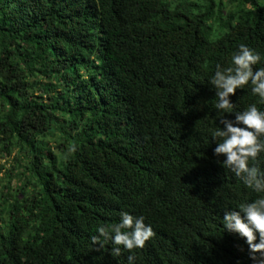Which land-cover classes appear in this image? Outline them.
<instances>
[{"label": "trees", "instance_id": "obj_1", "mask_svg": "<svg viewBox=\"0 0 264 264\" xmlns=\"http://www.w3.org/2000/svg\"><path fill=\"white\" fill-rule=\"evenodd\" d=\"M228 1L0 0V264H255L209 80L241 44L264 66V0ZM122 211L154 235L114 256L93 237Z\"/></svg>", "mask_w": 264, "mask_h": 264}, {"label": "clouds", "instance_id": "obj_2", "mask_svg": "<svg viewBox=\"0 0 264 264\" xmlns=\"http://www.w3.org/2000/svg\"><path fill=\"white\" fill-rule=\"evenodd\" d=\"M260 63V54L241 44L232 54L230 65L217 64L209 80L215 89L214 108L218 124L222 126L212 133L216 163L230 169L245 188L258 194L252 201L239 203L237 210H225L222 224L225 232L244 240L255 264H264V172L255 166L258 158L264 155V110L257 107V103L264 104V66H258ZM246 86L258 97L257 103L237 111L232 97ZM221 156L224 159H219ZM96 231L98 235L93 237V242L100 248L110 242L114 256L120 255L119 246L129 252L143 248L154 235L143 216H133L126 211L120 213L118 223L101 225ZM237 247L243 251L242 246ZM127 259L128 264H134L132 255Z\"/></svg>", "mask_w": 264, "mask_h": 264}, {"label": "rangeland", "instance_id": "obj_3", "mask_svg": "<svg viewBox=\"0 0 264 264\" xmlns=\"http://www.w3.org/2000/svg\"><path fill=\"white\" fill-rule=\"evenodd\" d=\"M224 1V3H225V5H226V10H225V13L227 12V10H229L230 9V5L231 4H228L229 3V1L228 0H223ZM6 163H7V161H6V159L4 160H1V164H3V165H6ZM3 176V174L2 173H0V178ZM15 183H16V180H14V185H15ZM0 187H1V185H0Z\"/></svg>", "mask_w": 264, "mask_h": 264}]
</instances>
